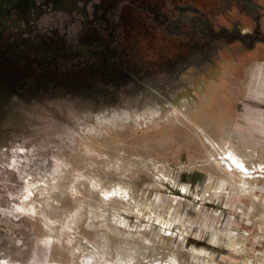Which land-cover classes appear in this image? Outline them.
<instances>
[{"label":"rangeland","instance_id":"obj_1","mask_svg":"<svg viewBox=\"0 0 264 264\" xmlns=\"http://www.w3.org/2000/svg\"><path fill=\"white\" fill-rule=\"evenodd\" d=\"M182 14L138 44L151 71L0 85V264H258L264 0ZM29 184L36 215L9 213Z\"/></svg>","mask_w":264,"mask_h":264},{"label":"flooded vegetation","instance_id":"obj_2","mask_svg":"<svg viewBox=\"0 0 264 264\" xmlns=\"http://www.w3.org/2000/svg\"><path fill=\"white\" fill-rule=\"evenodd\" d=\"M185 2L0 0V85L22 92L25 78L35 77L26 71V63L47 72L36 85L51 81L49 88L66 77L85 82L90 72L120 83L121 78L151 71L145 64L137 71L138 44L150 47L156 31L152 19L158 21L155 27H163L165 18L183 15Z\"/></svg>","mask_w":264,"mask_h":264},{"label":"bare ground","instance_id":"obj_3","mask_svg":"<svg viewBox=\"0 0 264 264\" xmlns=\"http://www.w3.org/2000/svg\"><path fill=\"white\" fill-rule=\"evenodd\" d=\"M261 71L260 69L258 70V72ZM260 72L259 74H256V82H258L260 80L259 83V88H257V83H254V92H258V94L264 93V78L263 81L261 79ZM264 76V75H263ZM257 89V91H255ZM256 94V93H254ZM232 159V161L235 163V167H239V163L236 159V157L234 155H231L230 157ZM56 170V169H55ZM51 173V172H50ZM49 173V174H50ZM46 177V176H45ZM33 184V183H32ZM29 184L28 186H26L24 191H21V195L19 196H15V199L18 200L17 203H15L12 208H10L8 211L9 213H13V214H19L20 217H25L27 215H31V216H35L37 211H36V205L34 204V185ZM38 185H35V187ZM46 193V192H45ZM14 198V196H12ZM30 216V217H31ZM45 220V225L48 227H50V225L48 224L47 221H50V218L48 216H42Z\"/></svg>","mask_w":264,"mask_h":264},{"label":"built area","instance_id":"obj_4","mask_svg":"<svg viewBox=\"0 0 264 264\" xmlns=\"http://www.w3.org/2000/svg\"><path fill=\"white\" fill-rule=\"evenodd\" d=\"M257 255L260 256L258 264H264V253L260 254V252H258Z\"/></svg>","mask_w":264,"mask_h":264}]
</instances>
